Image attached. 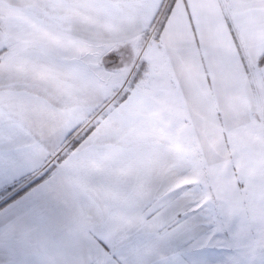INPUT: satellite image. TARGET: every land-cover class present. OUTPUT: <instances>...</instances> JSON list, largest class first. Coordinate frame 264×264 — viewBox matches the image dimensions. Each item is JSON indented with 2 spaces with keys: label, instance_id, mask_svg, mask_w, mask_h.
<instances>
[{
  "label": "snow or ice",
  "instance_id": "obj_1",
  "mask_svg": "<svg viewBox=\"0 0 264 264\" xmlns=\"http://www.w3.org/2000/svg\"><path fill=\"white\" fill-rule=\"evenodd\" d=\"M17 11L0 0V240L26 219L49 251L11 264H245L231 250L264 236V0Z\"/></svg>",
  "mask_w": 264,
  "mask_h": 264
},
{
  "label": "crops",
  "instance_id": "obj_2",
  "mask_svg": "<svg viewBox=\"0 0 264 264\" xmlns=\"http://www.w3.org/2000/svg\"><path fill=\"white\" fill-rule=\"evenodd\" d=\"M5 3L13 15L18 16L17 10L24 6L26 0H5ZM66 185L65 180L54 184L51 190L53 198H63L66 195ZM47 251V241L39 226L30 220L22 219L16 222L14 238L0 240V264H11L14 260L23 259L37 261Z\"/></svg>",
  "mask_w": 264,
  "mask_h": 264
},
{
  "label": "rangeland",
  "instance_id": "obj_3",
  "mask_svg": "<svg viewBox=\"0 0 264 264\" xmlns=\"http://www.w3.org/2000/svg\"><path fill=\"white\" fill-rule=\"evenodd\" d=\"M230 254L245 264H264V236L253 228L241 241V246L232 249Z\"/></svg>",
  "mask_w": 264,
  "mask_h": 264
}]
</instances>
